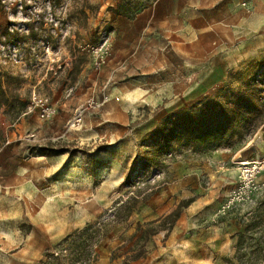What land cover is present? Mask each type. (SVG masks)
<instances>
[{
  "label": "rangeland",
  "instance_id": "374dc122",
  "mask_svg": "<svg viewBox=\"0 0 264 264\" xmlns=\"http://www.w3.org/2000/svg\"><path fill=\"white\" fill-rule=\"evenodd\" d=\"M182 1L189 4V0L163 2L158 18L175 16L172 10ZM155 2L0 0V147L14 149L23 160L37 158L43 169V175L32 180L17 171L15 161L5 160L4 176L15 184L24 183L26 189L42 190L44 210L37 213L42 215L40 223L50 217L45 207L51 205L56 210L53 214L59 218L53 226L36 225V212L28 204L25 226L0 229L4 231L0 233L3 238L0 264H229L235 252V236L244 230L255 211L264 212V125L233 148H221L226 155L222 168L192 177L187 186L189 193L180 202L185 206L181 209V219L174 229L165 233L164 249L158 251L159 255L148 245L145 234L150 229H168L169 223L153 224L155 221L146 217L165 210L163 190L168 194V185L178 181L174 164L188 163L194 170L200 163H213L217 153L194 154L183 142L176 141L175 150L163 158L159 168L145 170L141 162L143 153L148 151L142 148L143 143H151L148 135L159 129L165 115L200 97L210 96L228 82L235 98H232L233 109L239 106L237 99L241 97L249 103L262 102L264 106L262 5L256 9L248 4L250 0H239L233 6L228 0L211 5L196 3L202 11L196 16L200 27V61L204 66L215 67L211 76L218 77L220 83L200 82L204 79L200 75L202 67L185 80L190 91L197 86L185 97H172L163 103L147 91L142 92L139 97L142 104L130 112L129 124L123 125L122 134L116 123L96 124L104 107L98 112H87L81 127L72 128L80 105L90 99L101 102L110 98L111 86L135 78L129 74L130 69L123 74L122 65L106 68L116 43L121 51L140 49L138 62L150 63L145 47L152 40L154 49L159 51L158 58L162 59L163 41L159 40L158 32H152L147 43H140L143 38L140 28L148 20L142 18L138 27L124 37H119L118 30L122 18L133 21L153 8ZM244 3L248 8L243 7ZM230 8L234 10V25L226 18ZM158 22L176 26L174 21ZM106 41L109 48L106 62L97 67L85 48L100 47ZM58 65H62V70L55 76L53 70ZM94 72L99 76L101 73L98 90L77 106H71L70 111L56 107V115L49 121L41 120L37 113L21 116L34 91L66 102L84 88ZM112 72L113 75L119 72L121 79L111 82ZM239 74L243 76L230 79ZM154 114H157L156 129L146 133V122ZM84 123L92 127L84 130ZM248 162L257 164L259 170L249 188L244 185L240 171V164ZM89 191L90 196H85ZM153 198L159 211L152 212L154 208L149 207L144 216V204ZM192 201L195 202L189 205ZM71 220L80 227L70 225ZM63 248L67 249L64 256L51 257L52 251ZM143 253L144 257L133 263Z\"/></svg>",
  "mask_w": 264,
  "mask_h": 264
},
{
  "label": "crops",
  "instance_id": "0c3cea01",
  "mask_svg": "<svg viewBox=\"0 0 264 264\" xmlns=\"http://www.w3.org/2000/svg\"><path fill=\"white\" fill-rule=\"evenodd\" d=\"M165 1L166 0H156L153 8H150L145 13L137 16V18L133 21L122 18V23H126L127 26L123 27L122 23H120L118 29L119 37H124L125 35L133 32L138 27L137 25L142 18L148 20L147 24L140 28L143 29L141 32V36L143 35V38L140 43H147L150 34H152V32H158L157 36L159 40L163 41V44L160 48L162 52V59L158 58L159 51L158 49H154V41L152 40H150L148 46L145 47L148 56L151 57L150 63L138 62L137 57L140 49L136 51H121L116 48V43L113 47L111 57L106 68L111 66L118 67L122 65L124 66L122 68V70L124 69V71H122L123 74L125 73L126 75L127 69H130L129 74L135 75V78L118 83V86L116 87L114 86L112 88L111 86V88L108 90V93L112 92L110 93L109 101L105 104L102 112L100 113V117L96 118V124L101 126V124L109 125L116 123L115 125L118 127V132L122 134L125 130L123 125H128L130 121L128 115L133 110H138L142 104L139 101V97L142 92L144 93L147 91L149 96H152L153 99H158L163 103L164 100H170L172 97H185L190 92H192V90L197 88V86H195L190 91L185 84V80L189 76L199 72L202 67H204V69L201 71L200 75H204V79L200 82H209L214 84L221 82L218 77H215V75L211 76L214 71L213 68H215L214 66L211 67V64H208V66L201 64V42L199 40L200 27L196 21V16L202 12L200 10V5L196 3L211 5L218 2V0H189V4L187 1H182L181 4L179 3L178 7L172 10V12L175 13V16H172L171 18H158L160 6ZM238 1L239 0H228L232 6ZM248 4L252 5L256 9H258V6L261 5L264 8V0H250V3ZM209 12L210 11H208V13ZM226 18L230 25H234L235 15L233 8L227 10ZM158 20L169 21V23L170 21H174L173 24L176 26L168 27L167 22L156 23ZM154 55H156V58ZM112 69L115 70V68ZM100 76L97 72L89 75V79L85 83L84 88L81 87L70 100L62 102L61 98H51V101L59 109L61 108L64 111H70L71 106H77L80 101H83L86 97H88V95H93L98 90V85H100ZM110 78L111 82L120 80V73L118 72L117 74L115 73V75H113L112 72L110 74ZM66 92H68V88L66 89ZM124 95H126V97H124ZM124 99H127V101ZM156 116L157 114L149 116V119L146 122V133L156 129ZM85 120H88V117H86ZM126 121L127 123H125ZM90 127H92L90 123H84V130L89 129ZM102 127H105V125ZM211 153H217L213 157V163H200L198 164V167H195L194 170H191V167L188 163L178 162L174 164L176 176L178 175V178L176 177L175 179H178V181L172 182V184L168 185V194L167 192H164V190L162 193L163 202L166 203L167 206L160 214L148 218L146 211H148L149 207L154 208V211L152 212H158L159 209L157 208L158 202L154 200L155 198L147 201L146 204H144V216H147L146 220L151 219L155 221V224H161V222L168 215L178 209V206L182 205L180 202L187 197V194L189 193L187 186L193 180V176L197 175V173L207 172L209 169H215L217 171L218 169L222 168V163L226 159L225 153L223 151L221 152V149ZM5 160H7V162L15 161L18 167L17 171L19 173L24 172V174L29 175L32 180L43 175V169L40 167L41 163H37V158H33L32 160H23L18 157L14 149L4 147L3 145L0 147V229L8 228L10 225H14L16 227L25 226L27 224L28 217V204H30L31 210L32 208L35 210L36 215L34 220L38 222L36 225H39L40 222H43L42 215L41 217L37 216L38 212L42 213L44 210V207L41 203V197L43 196V192H41L42 190L36 191L31 188L26 189L24 183L20 182L15 184L12 181L10 182V178L4 176ZM25 175L24 178H22L23 182ZM49 191V194L52 195L54 189L51 188ZM55 192H57V190ZM85 194L87 197L90 196V191ZM176 194H178L177 199L174 198ZM194 202L192 201L189 203V205ZM54 207L55 206L53 205L45 207V211L50 212V217H48L44 223H40V226H53V224L59 219L57 215L53 214L56 212ZM139 211L140 213L143 212L141 208ZM180 219L181 216L175 225L180 221ZM73 222L74 220H71V223L69 224L73 225L75 228L80 227V225H74ZM158 230V233L151 236L147 243L152 248H155V253L159 255L158 251L160 249H164L162 240L167 236L168 231L164 230V228H160ZM3 232L4 231L0 230V233ZM166 232L167 234L165 235ZM0 238V241H3L1 235Z\"/></svg>",
  "mask_w": 264,
  "mask_h": 264
},
{
  "label": "trees",
  "instance_id": "16d2710c",
  "mask_svg": "<svg viewBox=\"0 0 264 264\" xmlns=\"http://www.w3.org/2000/svg\"><path fill=\"white\" fill-rule=\"evenodd\" d=\"M239 74L230 77L236 79ZM231 83L213 91L210 96L200 97L179 110H173L163 117L161 126L148 135L151 143H143L146 152L141 160L145 170L159 168L163 158L172 154L176 141L183 142L194 154H207L221 148H233L238 141L251 138L264 125V106L262 102L249 103L246 98H239V106L234 109L231 95ZM233 98V99H232ZM45 156H52L47 154ZM180 205L162 222L169 223L171 231L181 216ZM155 224V222L153 223ZM150 225V227L153 226ZM141 225L138 226V231ZM163 229V228H162ZM158 229H150L145 234L146 241ZM234 255L228 260L229 264H264V212L257 210L253 213L243 231L236 236ZM143 255H137L133 263H137Z\"/></svg>",
  "mask_w": 264,
  "mask_h": 264
},
{
  "label": "built area",
  "instance_id": "2783aa9c",
  "mask_svg": "<svg viewBox=\"0 0 264 264\" xmlns=\"http://www.w3.org/2000/svg\"><path fill=\"white\" fill-rule=\"evenodd\" d=\"M243 7L248 8L247 4L244 3ZM107 41L104 44H101L100 47H93L92 49L87 46L85 49L87 50V53L92 54L94 65L95 66H101L104 65L106 62V56H108V45ZM90 48V49H89ZM62 70V65L56 66V68L53 70V74L56 76L59 74V71ZM109 101V97L105 98L103 101L98 102L94 99H90L80 105L74 115V119L72 122V128H78L81 127L83 124L84 117L87 112H98L100 111L104 105ZM57 109L56 106L52 103L51 99L47 96H42L38 94L36 91L32 93V101L26 108L25 112L21 116H27L28 114L37 113L39 115V118L43 121H49L53 119L56 115ZM151 171H154V168L150 169ZM259 172L258 167L257 169L252 168L249 172H246L244 175V181L245 186L250 187V183L252 182L253 178L256 176V174ZM67 253V249L63 248L61 250H55L52 251V256L54 258H58L61 256H64V254Z\"/></svg>",
  "mask_w": 264,
  "mask_h": 264
},
{
  "label": "bare ground",
  "instance_id": "6f19581e",
  "mask_svg": "<svg viewBox=\"0 0 264 264\" xmlns=\"http://www.w3.org/2000/svg\"><path fill=\"white\" fill-rule=\"evenodd\" d=\"M252 168L257 169V164H255L254 162H248V163H241L240 164V171H241L242 175H245V173L252 170Z\"/></svg>",
  "mask_w": 264,
  "mask_h": 264
}]
</instances>
